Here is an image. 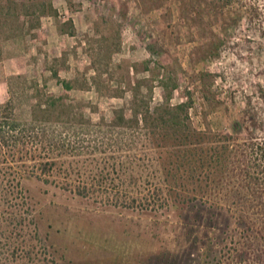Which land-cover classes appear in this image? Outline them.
<instances>
[{
    "label": "rangeland",
    "instance_id": "374dc122",
    "mask_svg": "<svg viewBox=\"0 0 264 264\" xmlns=\"http://www.w3.org/2000/svg\"><path fill=\"white\" fill-rule=\"evenodd\" d=\"M31 1L0 0V106L29 123L47 117L49 130L82 141L84 155L63 160L81 163L83 177L107 165L116 182L156 179L144 130L109 127L115 109L131 115L140 81L144 92L153 89V105L164 101L162 79L176 83L172 104L191 96L200 130L245 136L248 101L264 118V21L250 22L245 7L264 13V0H50L57 15L41 19ZM69 21L73 33H60ZM58 98L65 107L45 112ZM259 133L264 140V127ZM25 186L40 235L62 264H197L207 244L234 227L206 205L142 212L39 181Z\"/></svg>",
    "mask_w": 264,
    "mask_h": 264
},
{
    "label": "trees",
    "instance_id": "16d2710c",
    "mask_svg": "<svg viewBox=\"0 0 264 264\" xmlns=\"http://www.w3.org/2000/svg\"><path fill=\"white\" fill-rule=\"evenodd\" d=\"M31 2L38 18L57 15L50 0ZM245 7L250 22L263 23V11ZM72 25L59 24L60 33H73ZM168 79L160 81L164 101L155 105L153 89L146 93L144 81L138 82L132 89L131 115L117 108L109 124L112 131L144 130L145 147L153 154L148 168L156 176L146 183L139 174L116 182L107 165L83 177L81 163L63 160L82 157V141L49 130L47 117L35 116L29 123L16 118L9 105L0 106V264H62L40 235L27 180L55 185L106 207L156 213L195 205L217 208L232 218L234 227L227 237L209 242L197 264H264V140L259 133L264 118L248 101L245 136L200 130L190 117L192 97L173 105L178 85ZM61 84L66 92L73 89L70 81ZM59 105L65 107L63 98L54 99L45 112Z\"/></svg>",
    "mask_w": 264,
    "mask_h": 264
}]
</instances>
